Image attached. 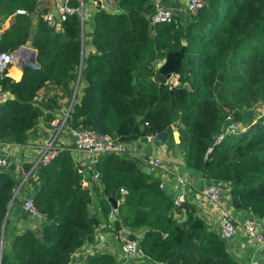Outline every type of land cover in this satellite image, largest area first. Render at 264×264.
<instances>
[{"label": "trees", "instance_id": "1", "mask_svg": "<svg viewBox=\"0 0 264 264\" xmlns=\"http://www.w3.org/2000/svg\"><path fill=\"white\" fill-rule=\"evenodd\" d=\"M113 1V11L92 12L86 41L77 13L55 29L42 19L39 0H0L1 19L11 17L0 34V53L28 45L39 64L24 65L19 80L0 75V89L12 95L0 102V142L24 144L41 118L53 119V111L40 105L59 107V97L49 92L58 90L69 103L82 57L79 100L64 127L93 129L123 142L166 132L168 147L178 149L185 168L210 183H224L234 211L264 218V115L255 118L250 110L241 117L238 111L264 101V0H203L195 14L175 15L159 24H150V14H142L156 0ZM68 4L77 7L80 0ZM182 44L185 55L174 77L183 86L171 90L160 81L157 65ZM41 91L48 95L40 100ZM234 110L245 129L213 146L226 114ZM68 147L30 172L9 209L23 177L12 164L0 168V264L71 263L73 254L94 240L96 227L107 221L113 207L108 197L121 202L115 228H128L154 264H244L208 228L198 207L184 203L185 217L178 220L159 179L136 158L107 153L97 159L93 169L101 188L95 189L99 200L93 209L94 187L83 185ZM30 167L22 166L25 171ZM35 182L28 197L41 215L38 219L22 207L25 187ZM121 189L126 190L123 197ZM19 220L33 226L18 227L14 221ZM165 234L185 245L197 242L198 249L193 254L178 251ZM113 260L102 251L87 255L81 264Z\"/></svg>", "mask_w": 264, "mask_h": 264}, {"label": "built area", "instance_id": "2", "mask_svg": "<svg viewBox=\"0 0 264 264\" xmlns=\"http://www.w3.org/2000/svg\"><path fill=\"white\" fill-rule=\"evenodd\" d=\"M68 2L69 0H56L54 11L42 13V19L50 27L55 29H59L61 22L73 13H77L84 20L85 14L83 8H81V4L77 7H72ZM180 2L184 5L188 15L195 14L204 4L203 0H180ZM155 3L156 8L150 13L149 17L150 24L168 23L174 20L176 14L173 12V9L164 6L159 0H156ZM17 12L25 13L24 10H17ZM24 46L20 50L16 49L11 52L0 53V75H8V71L12 65H20L23 62V59L21 60L23 57L20 55V52L24 49L31 52L27 48L30 46ZM30 56H24V60L29 59ZM175 84H177L175 77H170L166 80V85L169 88ZM66 112L58 120L50 122L56 129L51 132L46 141L39 145L37 155L31 161L30 169L28 171H25L23 168L20 169L23 179L17 186V193L23 181L29 176L32 170L40 165L48 164L59 152L69 148L68 145L61 141L59 135L68 116H66ZM262 122L264 123V118ZM172 129L175 130L174 128ZM244 129L242 123L234 118L233 113H227L220 132L214 138L213 146L219 144L226 135L235 134ZM70 131L74 145L71 153H74L73 158L81 168L83 185L90 188L93 184H98L99 173L94 171L93 166L101 155L114 153L132 158L140 157L142 154L140 153L141 150L138 141L141 139L146 144L153 145L152 138L154 137V135H147L131 142H123L107 134L98 133L93 129L72 128ZM6 144L9 143L0 142V168H6L11 164L9 161L10 152L3 148ZM211 149L212 147H209L207 152H210ZM75 151H78L79 154ZM144 161L149 168L148 172L159 179V187L171 197L175 213L183 209L184 203L189 202L193 204L198 207L199 215L204 219L208 228L216 230L222 239L229 240L237 235L243 238V242L240 244L241 248L250 251V258L246 264H264V218L248 216L243 220H238L233 214V208L228 204V198L226 196L228 189L224 183L212 182L193 191L192 182L188 178V175L185 172L178 171L175 166L164 163L159 155L152 152L145 155ZM86 171L90 173L89 182L85 181ZM125 193V189L120 190L121 197ZM22 207L32 217L38 219L41 216L36 210L32 199L28 196L24 199ZM118 215V206H113L108 214L107 221L104 222L107 227H110L114 240L118 244V253H111L114 258L112 264H154L144 254L139 245V241L130 236L128 228L124 226H121L119 229L115 228V221ZM100 225L95 229L94 238L98 235L97 230ZM87 243L89 242L84 244ZM75 253L72 258L75 257Z\"/></svg>", "mask_w": 264, "mask_h": 264}, {"label": "crops", "instance_id": "3", "mask_svg": "<svg viewBox=\"0 0 264 264\" xmlns=\"http://www.w3.org/2000/svg\"><path fill=\"white\" fill-rule=\"evenodd\" d=\"M159 1H161V0H159ZM55 2H56V0H39V8H40V10H42V13L47 12V11H54ZM162 4L168 8L173 9V12L176 15L185 16L187 14L185 11V7L180 2V0H169V1L162 3ZM85 8H87V10ZM83 10H84L85 15H84V20L82 21L83 22L82 31L84 30L85 40L87 41L88 36L91 33L90 17H91L92 12L95 10L94 3L90 0H83ZM86 17L88 20L86 19ZM10 23H11V17L10 16L1 19L0 34L4 29L9 27ZM87 45L88 44H86V51H88L90 49V47ZM23 51L30 52L27 49H24ZM22 59L24 62V58H21V60ZM157 67H158V65H157ZM13 69L18 70L19 74L17 77L12 76L11 73H12ZM21 75H22V69H21L20 65H12L10 67V69L8 71L9 77H11L14 80H19ZM171 77H173V76H171ZM53 91H56L55 93L59 92L58 90H53ZM45 94H46L45 91H41L38 98L40 99V97L45 96ZM46 95H48V93ZM10 97H12V95H10L8 92L2 91L0 89V102L4 101L5 99L10 98ZM58 101H59V99H58ZM58 104H59V107L54 109V110H52V109L50 110L48 108L45 109L48 111H53V119H51L50 121H47L46 119L41 118L39 120L37 126L29 132V137H28L26 143H24V144H6L3 147V148H5V150H8L10 152L9 161L17 169H19V168L22 169V166L25 163H31L33 158L37 155L39 145H41L44 141H46L49 138L53 129H56V127L52 126L50 124V122L53 120H58L62 115L61 113L64 111V106L62 107V105H60L59 102H58ZM59 135L61 137V141L64 144L70 146L71 150H73V137L71 135L70 129L65 127V130L60 132ZM173 139H174L175 143H178L179 136H178V132H176L175 130H173ZM138 145H140V144H138ZM140 150H141L140 153L142 155L140 157H136V159L139 160L140 167L144 171L148 172L149 168L146 166L144 158H145V155L152 153V145L145 143L143 145V147H140ZM159 157L161 159H165V156L162 157V155H159ZM173 158H175V156H173ZM169 160H171V158ZM166 161H167V159H166ZM173 161L179 163V164L176 163V165H178L177 167H179L180 170L186 172V174L188 175V178L191 180L192 184L194 185V188H193L194 190L201 188L203 186H206L210 183V180L203 178L200 175H197L194 172L190 171L189 169L185 168L183 166V161H179L176 159H173ZM89 174L90 173L88 171L85 172V177H86L85 181H87V182H89V178H90ZM37 185H38V183H36L35 185L29 184L28 186L25 187V193H27V196H29V194L31 192H34V190L37 188ZM92 187H94L91 190V192L93 193L92 194V197H93L95 189L101 188V185L98 183L96 185H93ZM97 203H98L97 199H95L93 197L91 207L94 209L97 206ZM233 214L238 220H243L244 218L250 216L246 212L234 211V210H233ZM177 216L181 217L178 220H182L185 217L184 210L180 209L178 211ZM14 222L16 225H18V227H21V228L28 226L29 224L32 225V223H30V222L26 223V222H23L21 220L14 221ZM213 224H214V221H213ZM213 224H212V226H213ZM97 232H98V235L94 238L93 241H91L87 244H83L81 246V248L75 253V257L72 258L70 264H81L87 255H91L93 253L100 252V251H106V252H110V253H118V244L114 240V236H113V233H112L110 227H107L105 225V223H101ZM226 242H227V247L232 254H234L237 258L242 260L244 262V264L248 263L249 258H250V251L241 248L240 244L243 242V238L240 235L239 236L237 235V236L233 237L232 239L226 240Z\"/></svg>", "mask_w": 264, "mask_h": 264}, {"label": "water", "instance_id": "4", "mask_svg": "<svg viewBox=\"0 0 264 264\" xmlns=\"http://www.w3.org/2000/svg\"><path fill=\"white\" fill-rule=\"evenodd\" d=\"M90 1H92L94 3V8L97 10L103 8V9H106L108 11H113L115 9V3L113 0H90ZM80 4H81V8H83V0H80ZM155 8H156L155 2L149 3L144 7L142 14H150ZM81 21H83V20L81 19ZM82 35H83V31H82ZM23 47H25V46H21L17 50H20ZM27 48H29L31 50V56L29 59L24 60V62H22L20 64L21 69L23 68L24 65H29V66L34 67V68L38 67L39 64L37 63V61L35 59L36 51L31 47H27ZM184 55H185V44H182L180 49H178V50L167 51L164 59L162 60V62H160L158 64V67H157V74H158V77L162 83L166 84V80H168L171 76H175V75L179 74L180 61L184 57ZM81 66H82V57H81V63L79 66L78 77H77V80L75 83V88H74L73 94H72L71 99L69 101V106H68V109L66 112L67 113L66 116L69 114V111L71 109L73 102L79 100L80 88L78 87V84H79V79H80ZM182 86L183 85L175 84V85H172L170 87V89L175 90V89L182 87ZM40 105L42 107H44L45 109L48 108L43 103H41ZM48 109L51 110L52 108H48ZM167 139H168L167 133L166 132H160V133L154 135V137L152 138V143L157 148H163V145L166 143ZM73 147H74V145H73ZM71 156L73 157L74 153H71ZM17 190H18V188L15 190V192L12 196V199L9 202L8 209H9L10 205L12 204L14 197L17 194ZM107 200L114 207L119 206L121 204L120 201L115 200L113 197H108ZM5 219H6V217H5ZM5 219H4L3 226L5 224ZM164 238L169 240L175 246V248L178 251H187V252L193 254L198 249V243L197 242L193 243L192 245H185L184 243L179 242L176 239H174L170 234H165Z\"/></svg>", "mask_w": 264, "mask_h": 264}, {"label": "rangeland", "instance_id": "5", "mask_svg": "<svg viewBox=\"0 0 264 264\" xmlns=\"http://www.w3.org/2000/svg\"><path fill=\"white\" fill-rule=\"evenodd\" d=\"M86 10H87V8H85ZM187 15H188V13H187ZM88 17V16H87ZM87 17H86V19H87ZM88 20V19H87ZM26 51V50H25ZM25 51H22L21 52V56L24 58V56L25 57H27V56H29V55H31V52H25ZM18 75H16V77H17ZM174 77V76H173ZM56 91H51V93L49 92V94L50 95H57L58 97H59V103H60V105H62V107L64 106V111L61 113V114H63L65 111H67V109H68V106H69V103H67V100H66V98L65 97H62L61 98V93H55ZM45 98V96H42V97H40V100L41 99H44ZM39 100V99H38ZM250 110H253L254 111V113L256 114V116H255V118L257 117V116H263L264 115V101H258L257 103H255L254 104V106L251 108V109H247V108H243V109H239L238 108V111H240V116L241 117H244L245 115H246V113L248 112V111H250ZM228 113H233V116L234 117H236V114H235V110L234 111H228ZM65 123V122H64ZM242 125L244 126V128H245V125H244V123L242 122ZM173 128V127H172ZM53 130H55V129H53ZM52 130V131H53ZM63 130H65V127H64V125H63V127H62V129H61V132L63 131ZM176 131V130H175ZM177 132V131H176ZM172 133H173V129H172ZM141 143V144H140ZM138 144H140L139 145V147H143V145L145 144V142H144V140H139L138 141ZM154 145V144H153ZM152 145V152L154 153V154H157V155H162V157H164L165 156V159H162L163 160V162L164 163H168L169 165H171V166H175V168L178 170V171H181V172H185V171H182V170H180L179 169V167H177L178 165H176V163L177 162H175V161H173V159H176V160H179V161H182L181 159V154H180V152L178 151V149L177 148H173V147H168V143H167V141H166V143L163 145V148L162 149H158V148H156V147H154ZM165 151V152H164ZM77 154H79L78 153V151H75ZM173 156H175V158H173ZM171 158V160H169ZM166 159H167V161H166ZM175 162V163H174ZM174 163V164H173ZM177 164H179V163H177ZM181 164V163H180ZM186 173V172H185ZM190 187H191V185H190ZM192 187L194 188V185L192 184ZM193 191H195L194 189H192ZM93 197L95 198V199H97V201L99 200V196L96 194V192L94 191V195H93Z\"/></svg>", "mask_w": 264, "mask_h": 264}, {"label": "bare ground", "instance_id": "6", "mask_svg": "<svg viewBox=\"0 0 264 264\" xmlns=\"http://www.w3.org/2000/svg\"><path fill=\"white\" fill-rule=\"evenodd\" d=\"M22 51H23V50H22ZM22 51H21V52H22ZM21 52H20V55H21ZM11 74H12V76L16 77V75H18L19 72H18V70L13 69Z\"/></svg>", "mask_w": 264, "mask_h": 264}]
</instances>
